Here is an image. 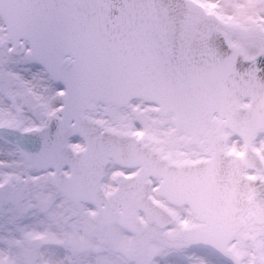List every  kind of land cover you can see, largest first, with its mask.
<instances>
[{"label":"snow or ice","instance_id":"6c2138e0","mask_svg":"<svg viewBox=\"0 0 264 264\" xmlns=\"http://www.w3.org/2000/svg\"><path fill=\"white\" fill-rule=\"evenodd\" d=\"M0 264H264V0H0Z\"/></svg>","mask_w":264,"mask_h":264}]
</instances>
